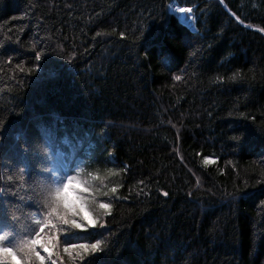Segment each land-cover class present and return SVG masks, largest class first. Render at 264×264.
Masks as SVG:
<instances>
[{
	"label": "trees",
	"instance_id": "16d2710c",
	"mask_svg": "<svg viewBox=\"0 0 264 264\" xmlns=\"http://www.w3.org/2000/svg\"><path fill=\"white\" fill-rule=\"evenodd\" d=\"M261 29L264 0H0V210L31 225L37 173L77 166L76 126L114 173L78 170L96 223L73 242L105 251L58 243V264H264Z\"/></svg>",
	"mask_w": 264,
	"mask_h": 264
},
{
	"label": "snow or ice",
	"instance_id": "6c2138e0",
	"mask_svg": "<svg viewBox=\"0 0 264 264\" xmlns=\"http://www.w3.org/2000/svg\"><path fill=\"white\" fill-rule=\"evenodd\" d=\"M179 11L191 13L192 9L180 8ZM36 59L40 60V56L37 55ZM235 78L234 75L232 79ZM176 79L180 80L181 77L176 76ZM5 128V123L0 122V143L3 141ZM208 162V158H205L204 163ZM78 168L79 166L69 168L68 171L62 173L53 169L37 173L44 179L33 181L35 184L33 192L38 198L39 208L37 212L28 214L31 217L29 227L17 230L16 226L21 222L20 217L13 213L9 218L7 212H4V227L0 228V264L4 262L7 264H45V257L41 255L40 250L48 253V259L51 260L52 253L49 248L56 247L58 243H63L66 253L78 249L81 260L86 256L95 259L98 253L105 251L104 241L100 239L90 243L73 242L74 237L86 230L85 220L90 225L96 223L95 218H91V211L86 210L89 202L83 193L89 192L90 189L78 178ZM17 171L21 173V183L24 181L25 172L28 178L32 179L31 171L21 168H17ZM8 180H13V176L9 175ZM17 187L19 188L20 185ZM111 190L115 192L116 188L113 187ZM0 193H5V188L0 187ZM2 200L3 197L0 196V202ZM110 207L108 203L98 204L101 210L107 211ZM77 217L80 219L78 220ZM59 233H64L62 238L58 236ZM52 264H55V261H52Z\"/></svg>",
	"mask_w": 264,
	"mask_h": 264
},
{
	"label": "rangeland",
	"instance_id": "374dc122",
	"mask_svg": "<svg viewBox=\"0 0 264 264\" xmlns=\"http://www.w3.org/2000/svg\"><path fill=\"white\" fill-rule=\"evenodd\" d=\"M177 6H171L170 11L173 14H177ZM177 10V12H176ZM81 129L76 127L72 133L77 138V145L74 147L73 154L81 155L77 166L78 170L83 173L88 171L95 175L102 174L98 168L108 172L107 174H113L114 170L110 169L111 158L105 154H101L100 139L94 137L91 133L86 132L82 136H79ZM102 157V158H99ZM89 159V161H87ZM86 174V173H85ZM85 174L82 175L85 177Z\"/></svg>",
	"mask_w": 264,
	"mask_h": 264
},
{
	"label": "bare ground",
	"instance_id": "6f19581e",
	"mask_svg": "<svg viewBox=\"0 0 264 264\" xmlns=\"http://www.w3.org/2000/svg\"><path fill=\"white\" fill-rule=\"evenodd\" d=\"M177 10H176V12H177ZM177 13H178L179 17L181 18V20L184 23H186L188 25H192V16H191V13H187V12L181 13L179 10H178Z\"/></svg>",
	"mask_w": 264,
	"mask_h": 264
}]
</instances>
